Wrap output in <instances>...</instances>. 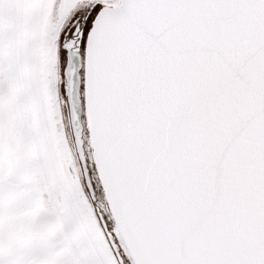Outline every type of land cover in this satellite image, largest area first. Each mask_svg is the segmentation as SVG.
Listing matches in <instances>:
<instances>
[{"label":"snow or ice","instance_id":"6c2138e0","mask_svg":"<svg viewBox=\"0 0 264 264\" xmlns=\"http://www.w3.org/2000/svg\"><path fill=\"white\" fill-rule=\"evenodd\" d=\"M0 264H264V0H0Z\"/></svg>","mask_w":264,"mask_h":264}]
</instances>
